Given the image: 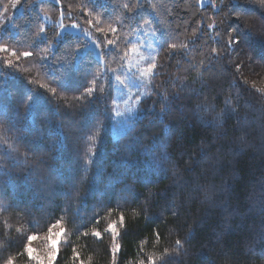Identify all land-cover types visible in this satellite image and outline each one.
<instances>
[{"label": "trees", "instance_id": "16d2710c", "mask_svg": "<svg viewBox=\"0 0 264 264\" xmlns=\"http://www.w3.org/2000/svg\"><path fill=\"white\" fill-rule=\"evenodd\" d=\"M10 2L0 0V17ZM211 2L24 0L0 41L9 49L0 55V264H48L49 229L60 231L58 221L53 264H112L114 243L121 246L116 264H264V7ZM233 6L244 13L240 35L229 27ZM213 23L219 35L207 27ZM72 25L90 33L99 57L84 52L83 36H60ZM146 25L157 34L156 61L164 67L114 139L110 72L124 67L130 37ZM226 32L239 40L227 50ZM173 43L186 47L172 50ZM221 113L219 126L208 123ZM121 212L125 222L113 241L105 229Z\"/></svg>", "mask_w": 264, "mask_h": 264}, {"label": "rangeland", "instance_id": "374dc122", "mask_svg": "<svg viewBox=\"0 0 264 264\" xmlns=\"http://www.w3.org/2000/svg\"><path fill=\"white\" fill-rule=\"evenodd\" d=\"M24 0H11L7 11L1 14L0 17V41L9 31L12 30L14 20L23 12ZM211 0H204L201 8L211 5ZM44 22L49 24L48 17L43 18ZM60 36L71 34L76 37L83 36L87 42L84 52H91L95 56H100V51L97 42L91 37L88 31H82L79 27L69 26L61 27L59 30ZM130 43L137 48L136 52L132 49L126 60L124 67L115 72H110V77L114 82V125L112 127V137L117 139L123 135L129 128L138 113L139 103L150 90L151 82H146L141 72L146 67V59L155 56L157 60L158 53V37L157 34L149 26H142L129 39ZM0 48H2L0 44ZM4 51H0V55ZM139 70V71H138ZM135 73V77L133 74ZM119 76V80H117ZM123 81V83H121ZM127 85V86H126ZM133 85H140L139 90ZM132 97L129 99V97ZM140 96V100L136 101V97ZM119 113V114H118Z\"/></svg>", "mask_w": 264, "mask_h": 264}, {"label": "snow or ice", "instance_id": "6c2138e0", "mask_svg": "<svg viewBox=\"0 0 264 264\" xmlns=\"http://www.w3.org/2000/svg\"><path fill=\"white\" fill-rule=\"evenodd\" d=\"M198 2L201 5H203L204 0H198ZM253 2L258 3L259 5H261L262 7H264V0H253ZM57 3H59V0H57ZM125 7H127V5H125ZM5 11H7V10L5 9ZM219 11H224V8L221 7L219 9ZM228 15L229 16L234 15L236 17L235 26L232 27L231 25H229V27L237 35H240L241 34V30H242V25L244 24V13L242 11H240V10H236L235 9V6H233L232 9H229ZM73 27H75V25H73ZM207 27L208 28L216 29L217 30V35H219L220 29L218 28V26L215 23L208 24ZM41 31H43V29H41ZM98 31L103 32V29L102 28H99ZM111 31L113 33H115V32H117V29L116 28H113V29H111ZM225 34L227 36V40H226V42L224 44V48L226 50L227 49H231L232 45H234V44H236V45L239 44V40H237L234 36H232L230 32H226ZM107 43L110 44V45H112V44H114V41L111 40V39H109L107 41ZM178 47L182 50L183 48L186 47V45L181 44V45L178 46L175 43H173V44L170 45V48L172 50H177ZM0 51L8 52L9 49L7 47H4V48H0ZM132 51L133 52H136L137 51V48L135 46H133ZM212 53H214V56L212 57V59H214V60L219 59L221 57V55H222V53L220 51H218L217 49H215V48L212 49ZM172 54L174 55L175 53L173 52ZM11 55L14 56V57H16L17 60L20 59V57L17 56V53L15 51H12L11 52ZM22 55L24 57H29V56L32 55V53L26 51V52H23ZM6 63L9 66H13V61L12 60H7ZM163 67L164 66L162 64H158L157 63L156 58L153 55V56H151V57H149V58L146 59V67L141 72V75L145 78L146 82H151L158 75L161 74V71H162ZM241 67L242 66L240 64H237L236 65V70L239 72ZM205 70L207 71L208 69H205ZM133 76L135 77V73L133 74ZM116 78H117V80H119V76H117ZM170 82H171V84L174 87L176 85H179V89L180 90H184L185 87H186V85L181 81V78L180 77H175V78H171L170 77ZM95 83H96V81L94 80L93 81V84H95ZM121 83H123V81H121ZM133 86L137 87V89L139 90L140 85H133ZM153 88L155 90L156 86L153 85ZM52 91L55 92L54 89ZM96 91H98V89H96L94 87L87 89V92L89 94H92V93H94ZM99 91H103V89L101 88V89H99ZM159 94L163 97V102L165 104H167L169 102V97L167 95H164L163 93H159ZM131 98L132 97L130 96L129 99H131ZM140 99H141L140 96H137L136 97V101H139ZM171 99L172 100H176V101L180 100L181 99L180 91L173 92ZM226 105L228 106L227 107V111H231V112H235L236 111V108L232 106V101L231 100L226 101ZM198 107H202V106L201 105H198ZM208 110H209V108H204V111H208ZM160 111H161V113H164L165 112V108H161ZM224 115H225V113L218 114V116L213 121H209L208 123L210 125H213V126H219V124L223 121ZM156 116H157L158 119H161L162 120V116L160 114H156ZM201 122L203 123V120H201ZM153 147H154V149L156 148L155 145ZM160 147H164V145H160ZM90 163H91V161H90ZM172 215H174V216L177 215V212L175 210H172ZM124 222H125V216H124L123 212H121L119 214V220L110 223L108 225L107 229H105L106 232H108V233L111 234L113 241H115L120 236V231H119V229L117 227V224L119 223V224L123 225ZM53 228H59L60 231L53 232L51 228L49 229L48 239L50 240L51 243H50V251H49V254H48V264H53V262L56 259V254H57V251H58V249H57V243H58L57 238L59 236H61L62 233H63V229L60 227L59 221L57 222V224H54L53 225ZM92 234L95 237H97V238H102V233L100 231H95ZM84 235H88V233H84ZM155 238H156L157 241L160 239V233L159 232H156L155 233ZM35 239H37L36 235H32V236H29L28 237L29 244L26 247V251H27V253H28L29 256H32V254L34 252V249L31 247V243L30 242L32 240H35ZM175 245H176L175 251L177 253H179L180 251L184 250V244H183V242L181 240L177 239L175 241ZM120 247L121 246L118 243H114L112 245V248H111L112 257H113L112 264H116L115 257L117 255V253L120 251ZM76 255L79 256V253H76ZM166 255H170V253L168 252L167 249L164 250V253L161 256V259L163 260L164 256H166ZM33 258L34 259H37V260L40 259L39 257H33ZM7 264H13V260L12 259H9L7 261ZM40 264H43V261H40ZM81 264H83V261H81ZM141 264H143V262H141ZM152 264H155V261L154 260H153Z\"/></svg>", "mask_w": 264, "mask_h": 264}]
</instances>
